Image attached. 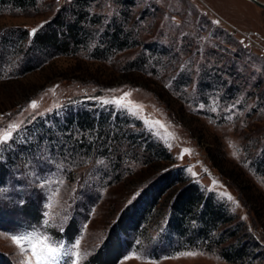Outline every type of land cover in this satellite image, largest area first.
Masks as SVG:
<instances>
[{
  "label": "rangeland",
  "instance_id": "rangeland-1",
  "mask_svg": "<svg viewBox=\"0 0 264 264\" xmlns=\"http://www.w3.org/2000/svg\"><path fill=\"white\" fill-rule=\"evenodd\" d=\"M69 1L18 7L0 0V163L7 167L0 264H37L34 245L37 252L57 250L40 264H264V169L257 166L264 147V8L252 0H90L99 20L93 41L64 54L31 48L27 28L53 17L59 3L67 16ZM121 8L137 43L93 57L96 39ZM141 53V69L120 72ZM81 108L97 116L111 110L112 120L128 117L125 127L144 130L123 170L113 171L102 154L60 148L61 130L56 139L43 131ZM150 140L169 155L157 158L145 148ZM168 166L181 177L177 187L197 181L226 206L230 221L212 235L241 224L262 245L237 259L222 253L232 237L209 247L176 246L166 238L172 192L158 195L138 231L116 230L131 202L141 198V205L146 182ZM13 236L24 239L17 244Z\"/></svg>",
  "mask_w": 264,
  "mask_h": 264
},
{
  "label": "trees",
  "instance_id": "trees-1",
  "mask_svg": "<svg viewBox=\"0 0 264 264\" xmlns=\"http://www.w3.org/2000/svg\"><path fill=\"white\" fill-rule=\"evenodd\" d=\"M119 1L129 4L127 0ZM6 2H11L18 7L34 4V0H1V3ZM89 3L90 0H70L68 6H65L68 12L67 16H62L59 12L63 6V3H59L58 12L53 17L46 18L37 25L29 26L27 35L30 37L28 43L31 42V48L64 54L72 53L80 46H86L93 41L98 32L93 25L98 23L99 20L95 17L96 15L90 13ZM120 12L119 17H112L106 22L100 36L96 39L97 41L95 40L96 43L91 51L93 57H112L118 51L120 52L126 47L137 43L132 25L131 29H126L127 26H124L129 16L128 10L121 8ZM151 45L154 46L150 47ZM150 46L149 50H156V42H151ZM51 48L53 50L49 51ZM144 57L146 58L145 53H141L134 60H127L125 64L123 63V66H119L120 72L124 73L128 68L141 69ZM234 87L236 85L230 86V89ZM110 111L105 112L102 110L97 113V116L95 115L96 109L92 111L88 108H81L75 112L69 110L62 125L57 123L59 127H49L43 131L48 133L47 137L56 139L57 131L61 130L62 139H58V141H61L60 148L69 147L72 154L78 156H81V154L89 155L94 152L102 154L108 160L107 163L113 171L118 169L121 171L124 169L121 164L125 163L124 161L127 158H133L137 154V146L141 148L143 145L139 136L144 133V130H138L139 132L136 133L137 131L130 128L129 124L125 127L127 121H130L128 117L122 118L116 114L112 120ZM43 131L41 132L43 133ZM145 148L151 150L157 158L169 155L165 154L164 148L153 144L151 140L146 142ZM5 164L0 163V184L4 181L7 173ZM257 166L264 169V147L257 159ZM172 168L170 166L163 168L154 175L155 179L152 180L151 184L146 182L145 196L141 205L138 206L141 198L132 201L128 215H125L126 217L121 215L117 220L116 230L119 229L120 232L124 233L127 230L126 226L129 225L131 230L138 231L141 223L146 220L158 195L165 192V198H167L169 193L172 192L173 195L170 196L167 203L169 209L165 223L167 226L166 238L174 239L176 246L196 243L209 247L213 242L217 245L228 237H232L231 242L222 247V253L227 259H237L244 258L248 254L250 245H262V241L257 240L253 234L243 230L240 231L241 224H233L231 227L229 226L230 228L227 227L229 231L225 232L228 233L226 236L224 233L218 236L212 235L214 229L218 228L219 225L230 221L231 216H226V206L221 200L215 198L213 192L204 191V188L197 181L186 180L180 182L182 186L177 187L176 183L181 181V177L178 175L174 177L173 172L176 169ZM117 174H114V177ZM114 177L109 180H114ZM135 207L138 208L134 210ZM32 213L36 218L39 216L36 209ZM113 238L116 243L119 242L117 235ZM250 251L252 252L253 249L250 248Z\"/></svg>",
  "mask_w": 264,
  "mask_h": 264
},
{
  "label": "snow or ice",
  "instance_id": "snow-or-ice-1",
  "mask_svg": "<svg viewBox=\"0 0 264 264\" xmlns=\"http://www.w3.org/2000/svg\"><path fill=\"white\" fill-rule=\"evenodd\" d=\"M35 31V30H33ZM33 107H35V104H33ZM4 139H7L8 137L7 136H4L3 137ZM13 241L16 242L17 244H20L21 243V239H24V238H18L16 236H13L12 237ZM37 243H40L39 241ZM36 245L33 246V252H34V255H37L39 256V260L37 261V264H40V260H44V259H47V258H52L54 259L55 258V253H56V249L55 248H51V247H47V248H41V251L40 252H37L36 250ZM46 252L47 253V256H45L43 253Z\"/></svg>",
  "mask_w": 264,
  "mask_h": 264
},
{
  "label": "water",
  "instance_id": "water-1",
  "mask_svg": "<svg viewBox=\"0 0 264 264\" xmlns=\"http://www.w3.org/2000/svg\"><path fill=\"white\" fill-rule=\"evenodd\" d=\"M252 1L255 2L257 5L264 8V1L263 0H252Z\"/></svg>",
  "mask_w": 264,
  "mask_h": 264
}]
</instances>
